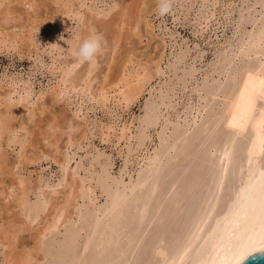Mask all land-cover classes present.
<instances>
[{"label":"bare ground","instance_id":"obj_1","mask_svg":"<svg viewBox=\"0 0 264 264\" xmlns=\"http://www.w3.org/2000/svg\"><path fill=\"white\" fill-rule=\"evenodd\" d=\"M239 1L226 12L231 37L212 48L199 78L195 55L188 61L181 47L172 53L166 81L144 99L140 115L119 126L124 159L118 176L110 177L109 161L93 154L86 188L77 168L68 172L67 165L69 148L85 139L87 127L53 105L69 91L101 106L108 99L126 108L138 101L162 72L163 54L138 58L130 38L141 39L147 15L161 0H98L101 7L52 0L49 33L70 18L76 29L65 49L71 60L56 67L57 90L49 106L41 105L47 116L34 120L26 107L10 105L11 90L0 99V148L2 139L18 145L14 160L6 161L0 149L1 264H251L264 254V0ZM12 3L37 13L31 0H0L4 23L16 13ZM50 48L56 49L54 41ZM188 84L182 118L171 117L176 92ZM21 110L33 129L11 128ZM150 131L154 141L143 148ZM135 150L140 155L126 173ZM45 155L60 168L54 187L21 176L28 158ZM93 190L101 201L84 204Z\"/></svg>","mask_w":264,"mask_h":264},{"label":"rangeland","instance_id":"obj_2","mask_svg":"<svg viewBox=\"0 0 264 264\" xmlns=\"http://www.w3.org/2000/svg\"><path fill=\"white\" fill-rule=\"evenodd\" d=\"M31 1L36 6L35 12L37 13H31L32 11L27 10L22 4L12 3L10 5L11 9H15L13 11L16 13L9 16V19L5 22L6 24L0 19V26L2 28L0 30V39L4 38L3 34H17L19 38L24 35V38L21 40L19 38L15 39V41L9 38L4 39L3 42L0 40V99H3L7 91L11 90L12 94L7 98L8 103L12 106L16 105L18 108L26 107L33 112V119L39 120L41 117L47 116L46 113L41 114L40 109L43 108L41 105L43 104L45 107L49 106L51 95L57 90L59 76L55 71L56 67L64 61L71 60V56L66 54L65 49L67 47V40L75 32L76 22L73 18H70L62 22L59 27H56L55 34L52 32L50 34L47 20H50L49 17L52 16L51 14L55 9L54 3L52 0ZM211 1L161 0V3L155 6L158 9L147 15V27L142 26L141 39L130 38L131 45L135 48V52L139 54L138 58H142L146 54H150L152 57L163 54V60L160 65L162 72L149 82L138 101H135L126 108L124 105H115L108 99L105 106H101L89 97L77 96L73 91H69L63 92V100L53 105V110L55 111L65 107L68 118L72 116L76 121L84 123L87 127L85 139L69 148L67 165L68 172L77 168L78 176L86 180L83 179L86 183V188L89 185L87 181L90 178V173L94 169L93 166H90L92 169L89 167V161L94 155L98 156L100 154L101 160L109 161L107 171L110 177L118 176L117 171L124 159V155L121 152L122 143H118L115 137L119 126L124 124V122L129 123L132 116L140 115V108L144 99L166 81L167 70L165 65L171 58L172 53L181 47L187 51L185 58L188 61L192 56H196L194 61V79H197L204 69L203 64L211 57L212 48L231 37V23L226 20V12L231 9L235 10L239 6L240 1L217 0L213 6L211 5ZM85 4L92 7L95 4L96 7H101L98 0H85ZM3 8L2 6L0 7V12ZM197 10L202 11L205 20L197 16ZM28 14L31 17L30 21L27 22ZM20 25L25 26V33H21L19 29ZM30 28H33V30L30 33L29 40L27 39V34ZM53 41L56 43V49L63 50L59 52L56 49H51L50 43ZM96 63L98 68L103 67L101 59H98ZM84 64L85 61L79 64L75 68V72L81 71ZM21 88H24L25 91L20 92L19 95L12 91V89L18 91ZM189 90L190 86L188 84L182 91L178 90L176 92L172 101V108L170 109L172 112L169 111L171 117L175 113L182 118L180 108L182 109L184 102H186L185 98L190 94ZM2 110L3 107L0 106V112ZM21 111L12 120L11 128L18 129L19 124L22 123L28 130L33 129V123L28 122L27 113L23 110ZM106 128H109L108 136H104L107 131ZM21 134L23 133L20 132ZM154 135V131L148 133V138L143 148L153 143ZM3 142L5 141L2 139L0 149H2V153L6 156V161H9L11 158L14 160L18 151V145H14V142L7 146ZM137 152L138 150H135L129 154V159L127 158L126 160V162L128 161L126 163V173L132 171L135 167L140 155V152ZM27 157H30V155ZM28 161L22 166L21 176L30 178V182H34V180L39 178L42 186H55L60 168L53 159L45 155L38 160L28 158ZM6 168L9 169V167ZM84 169L88 171L86 172ZM126 176L123 173L122 178L125 179ZM87 193L86 191L87 197H85L87 199H84V204L90 201L96 203L101 201L98 190H93L91 196H89V193L87 195ZM56 197H59V195H56ZM33 198L34 194H30L29 200L32 201ZM61 230L60 228L55 233L57 239L60 237ZM1 259L2 249L0 248V264Z\"/></svg>","mask_w":264,"mask_h":264},{"label":"water","instance_id":"obj_3","mask_svg":"<svg viewBox=\"0 0 264 264\" xmlns=\"http://www.w3.org/2000/svg\"><path fill=\"white\" fill-rule=\"evenodd\" d=\"M251 264H264V254L256 258Z\"/></svg>","mask_w":264,"mask_h":264}]
</instances>
